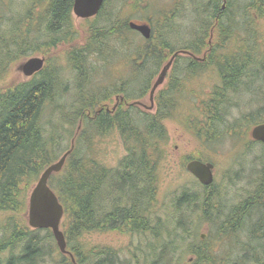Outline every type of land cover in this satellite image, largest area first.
I'll return each mask as SVG.
<instances>
[{
  "label": "trees",
  "instance_id": "trees-1",
  "mask_svg": "<svg viewBox=\"0 0 264 264\" xmlns=\"http://www.w3.org/2000/svg\"><path fill=\"white\" fill-rule=\"evenodd\" d=\"M36 1L33 9L30 8L23 15L20 24L16 22L13 28L7 30V34L0 36V50L4 52L8 48H15L16 43L3 40L13 41L26 22L31 25L27 29L30 34L24 36L32 40L31 43H41H35L27 51L56 50L59 45L75 39L78 34L73 14L75 0ZM116 1L123 3L126 0H106L98 15V18L104 16V23H89L85 30V35L88 30L86 44L66 54L77 76L75 87H71L64 68L52 59L30 80L0 92V214H17L14 218L17 219L16 223L9 222L5 232L4 222L0 223V233L3 234L0 236V264H42L45 249L48 246L53 248L50 241L57 245L50 229L33 230L29 235L25 233V223L18 218L19 214L26 216L28 209V199L22 196L21 184L27 183L25 188L23 186V191L27 192L28 187L34 186L42 173L68 151L71 153L63 169L53 174L49 181L64 207L61 229L69 251V255H62L58 264H120L114 248L90 244L85 240L88 235L108 230L150 232L156 241L165 230L168 243H161V257L167 264L172 261L171 256L176 250L174 246L179 239L196 237L199 245L191 252L194 255L191 264H223V259L216 260L217 257L207 247V240L201 243L191 227L193 224L196 227L191 219L195 213L202 215L198 222L213 221L215 216L223 213L222 186H203L196 180V188L190 186L183 189L170 208L166 209L165 224L160 223L159 218L152 217L159 187L160 145L168 138L165 122L171 118L203 143L216 141L219 126L227 124L223 113L228 112L225 110L228 93L238 91V87L245 84L244 79L251 80V83L263 80L264 32L259 31L258 19L264 16V0H173L170 10L163 13L158 11L156 22L148 19L149 23L157 24L159 28V32L155 29L150 40L130 28V22L122 18L125 12L117 15L106 11ZM145 1L149 4V0ZM3 2L0 0V13ZM141 3L147 4L144 1ZM186 12L193 15L198 29L182 37V20ZM245 30L247 36L241 37ZM128 31L142 37L143 41L127 40L124 34ZM41 32L47 35L45 39L40 38ZM256 39L263 41L257 43L254 41ZM239 40L244 41L241 44ZM111 41H114L116 48L111 46ZM180 50L191 51L198 57L206 53L207 57L204 62H199L179 56L171 71L168 89L159 91L154 98L155 112L143 110L137 104L140 100L130 98H143L148 93L151 95L155 75ZM16 52L25 56L26 50L19 47ZM242 52L246 56L241 55ZM118 53L126 56L128 67L129 62L134 63L132 74L119 77V84L114 80L108 82L110 87L103 86L104 92L98 98L94 91L86 88L91 84L90 76L102 70ZM228 53L234 55L228 57L225 55ZM251 53L258 56L257 60L252 59ZM14 55L4 53L1 56L0 79H3ZM108 56L110 58L107 59ZM92 58H96L97 63H103V66L95 68L90 62ZM150 66L159 69L153 76L149 73L145 87L127 93L133 83L136 87L139 85L140 73ZM256 69L258 73L254 72ZM210 72L216 74L221 85L211 88L210 97L201 101L206 104L196 109L197 102L193 98H183L186 85L191 81L197 82ZM191 89L188 88L190 91L187 93L194 95ZM261 90L263 107L258 111L259 117H249L247 130L264 124V84ZM69 95H72V106L59 102L61 97ZM120 95L124 96V102L120 101L114 111L106 110L108 104L104 102ZM114 133L122 136L127 148L118 170L109 168L102 161L100 149L101 138ZM108 189L111 193L107 194ZM114 193L115 199L111 197ZM100 201H103V207L99 206ZM106 202L110 203V208L105 207ZM229 214L223 228H220L222 232H247L250 241L256 244L250 249L254 244L249 243L248 250L244 251V247L240 259L231 264H264V169L254 184L253 193L241 200L238 206H233ZM251 214L256 218L255 223L247 224ZM19 222L23 226L21 229ZM41 232L47 235L42 236ZM21 246L22 252L16 253ZM259 248L261 256L255 252ZM159 256H156L157 260Z\"/></svg>",
  "mask_w": 264,
  "mask_h": 264
},
{
  "label": "rangeland",
  "instance_id": "rangeland-1",
  "mask_svg": "<svg viewBox=\"0 0 264 264\" xmlns=\"http://www.w3.org/2000/svg\"><path fill=\"white\" fill-rule=\"evenodd\" d=\"M2 13H0V36L7 34L9 28H13L15 23H19L24 14L28 10L33 9L32 7L36 4V0H4ZM141 1L145 0H126L123 3L116 1L113 2L106 11L113 12L118 15L119 12H125L122 14V18L128 20L129 22L136 23H149L148 19L155 21V17L158 18V14L163 13L172 8L173 0H149V4L143 5ZM187 6V11H188ZM159 11V12H158ZM37 12V11H36ZM128 12V13H126ZM94 18L85 20L80 19L74 16V24L77 28L78 34L75 36V39L64 45H59L55 49H50L47 52H33L32 50L27 51L28 48H33L36 44H41L39 41L27 40L24 34L28 33L27 29L31 26L29 22H26L25 25H22V29L19 31L18 37L14 36V40H3L4 42L15 44V48L11 47L4 52L0 50V59L1 56L5 53L8 55H14L12 63L8 65L6 72L4 73L3 79H0V92L7 91L15 85L30 80L28 77H25L20 71L19 67L30 57H43L46 60V65L48 61L55 59L54 62H57V65L60 64L64 68V71L67 74V77L70 80L71 87H75V78H77L75 71L72 69L68 59L67 52L71 49H77L86 44L88 40V30L87 35H85V30L88 27L89 23L99 24L104 23V16L101 15ZM115 20V19H114ZM124 20V21H125ZM194 17L190 12L185 13V17L182 20L183 29L181 31V36L184 37L188 35L189 31H195L198 29V23L194 21ZM20 24V23H19ZM150 24H152L150 22ZM246 28L249 26L246 23H243ZM155 29L159 28L158 25L153 24ZM35 26V21L32 23V28ZM258 28L261 33L264 32V16L258 19ZM30 34V33H28ZM40 38L45 39L46 34L44 32L39 33ZM247 32L246 30L242 32L241 37H243ZM244 36V37H246ZM32 37V33H31ZM127 40H142L143 38L131 33L130 31L124 34ZM119 38V37H118ZM117 38V40H118ZM176 41V40H174ZM180 41V40H177ZM182 41V40H181ZM184 41V40H183ZM189 41V40H185ZM241 41V44L244 40ZM257 43H261L263 40H254ZM111 46L116 48L114 41L109 42ZM19 47H24L26 50L24 54H17L16 52ZM134 47H132L133 49ZM127 53V52H126ZM232 54V53H230ZM234 54V53H233ZM16 58V59H15ZM110 56L107 57V59ZM96 58L91 59V63L95 68H100L103 66V63H97ZM127 58L123 53H118L117 57L110 59V62L105 65V67L100 71H97V74L90 76L91 84L86 87L88 90L94 91L98 98L101 97V92H104L103 86H109L108 82L115 81L117 84L120 83L119 77H126L132 74V69L134 63L129 62V67L127 66ZM90 64V63H89ZM52 65V64H51ZM151 67V66H150ZM143 70L139 75V85L136 87L133 83V87L127 92L132 93L133 91L137 92V88H144L148 81L149 73L153 76L159 68H150ZM163 66L161 67V69ZM256 68V67H255ZM159 70L158 74L160 73ZM254 69V68H253ZM149 71V72H148ZM105 73V74H104ZM155 75L154 80L157 75ZM209 75H204L203 78L199 79L197 82L191 81L188 82V88H192L194 95L188 94L183 98L189 100H195L196 109H200L202 104H206L209 92L213 85L218 82L216 74L214 72L207 73ZM264 75V73H263ZM64 78V76H63ZM153 80V83L155 82ZM263 80H260L258 83L251 80L244 79L238 91L235 93H228L226 111L223 113L226 125H220L217 134L218 138L214 142H202L198 137L193 135V133L183 128L178 121H175L173 118L166 120L165 124L167 127V140L162 142L160 147L162 154L160 156V172H159V187L157 188V203L155 209H153V218H159L160 223L165 224L166 221V209H169L172 205V202L176 196L186 187H197L196 178L187 171L186 166L189 162L194 159L201 158L205 162L213 163L214 168V177L215 181L213 185L222 186L221 194L223 197L224 209L222 214L215 216L213 221L210 222H198L201 219V214H196L191 217L193 222H195L196 227L191 225L193 228L192 232L200 237L201 243L202 240H207V247L210 248L212 253L217 257L223 259V264H231L240 259L242 256V251H247V246H250L249 243L254 244V241H250L249 236L245 233L240 232H228L224 233L220 229L224 222L230 217V211L233 206H238L241 203V200L253 193L254 184L258 181L261 171L264 169V146L256 142L252 138L253 127L250 130H247L249 123V117H259L258 111L263 107V96L261 88L264 84ZM153 83L151 85H153ZM116 84V85H117ZM115 86V85H114ZM192 86V87H191ZM249 86L252 88L250 89ZM100 88V89H99ZM120 88L122 86L120 85ZM186 88V87H185ZM161 89V87H160ZM159 89V90H160ZM126 95V94H123ZM123 95H120L124 97ZM191 95V96H190ZM197 95V96H196ZM116 100V96H113L110 100L104 102L107 103L110 109L121 101V98ZM197 97V98H196ZM131 100H140L143 104L149 106L150 112H155L156 104L150 109L152 103L150 101V94H145L143 98H136L135 96L130 98ZM72 95H69L66 98H62L59 102H66L72 106ZM130 101V100H129ZM127 101V102H129ZM106 107V106H105ZM54 117L55 113L51 110ZM194 111V110H193ZM200 112V111H199ZM49 115V113H48ZM47 115V116H48ZM51 118V116L49 117ZM46 118V119H49ZM258 120V119H257ZM223 131H226V134H223ZM231 131V132H230ZM237 134V135H236ZM102 142L100 144V149L102 152V161L109 167L115 170L121 168V161L127 154V148L123 141V138L120 134L114 133L107 137L101 138ZM209 160H207V159ZM207 160V161H206ZM27 186V183L21 184L22 187V196L29 200L30 192H32L31 185L29 190L24 192V188ZM32 187V188H31ZM31 188V189H30ZM111 193L108 189L107 194ZM116 193L112 194L111 197L115 199ZM99 206L103 207V201L99 202ZM105 207L110 208V203L106 202ZM17 214L12 212H4L0 214V223H3L4 232L8 227V223L15 224L17 219H14ZM170 217L171 214L168 213ZM19 219H22L25 223V232L29 235L33 232L34 229L29 227L28 216L24 214H19ZM255 219L253 214L247 219V224H254ZM6 220H8L6 222ZM27 225V227H26ZM20 229L23 228L21 222L18 223ZM223 228V227H222ZM9 232V231H8ZM42 236H46L45 232H41ZM166 232H161L158 241L154 237H151L150 232L148 233H132V232H123L121 230H116L114 232L105 231L100 232L99 234L93 233L92 235L86 236L85 240L90 244H100L102 247H111L117 251V254L120 258V264H167L164 258L162 259V244L168 243V240L165 238ZM177 235H183L178 234ZM223 236V237H220ZM51 246H48L45 249V257L42 264H58L62 260V255H64L58 245H54L50 241ZM199 245L198 238L194 237L189 240L179 239L175 252L172 254V261L170 264H191L194 260V255L191 252L195 251ZM256 244L252 245L250 249L254 248ZM22 247H18L16 253L20 254L22 252ZM245 247V248H244ZM244 248V249H243ZM227 250V253L225 252ZM254 250V249H253ZM243 251V253H244ZM260 248L257 253H260ZM164 252V250H163ZM9 253H7L8 255ZM66 255V254H65ZM159 256L157 260L156 256ZM225 259H224V258Z\"/></svg>",
  "mask_w": 264,
  "mask_h": 264
},
{
  "label": "water",
  "instance_id": "water-1",
  "mask_svg": "<svg viewBox=\"0 0 264 264\" xmlns=\"http://www.w3.org/2000/svg\"><path fill=\"white\" fill-rule=\"evenodd\" d=\"M106 0H75L74 14L81 19H89L98 15L103 8ZM130 27L139 31L145 38L151 37V28L148 24L138 25L131 23ZM177 54L163 68L160 76L155 82L151 92V102L158 88L164 84L167 74L172 67ZM45 59L40 57L30 58L25 62L20 70L25 76L31 77L41 71L44 67ZM252 137L256 141L264 144V124L255 127ZM71 151L64 154L56 163L49 166L41 175L36 186L33 188L29 199L28 220L30 227L34 229H52L57 244L62 253L68 254L65 235L61 230V222L64 216V207L60 203L57 195L49 186V180L54 173L60 172ZM215 166L212 163H205L193 160L188 163L187 170L193 174L203 185L210 186L214 181Z\"/></svg>",
  "mask_w": 264,
  "mask_h": 264
},
{
  "label": "flooded vegetation",
  "instance_id": "flooded-vegetation-1",
  "mask_svg": "<svg viewBox=\"0 0 264 264\" xmlns=\"http://www.w3.org/2000/svg\"><path fill=\"white\" fill-rule=\"evenodd\" d=\"M150 27H151V33H152V35H154V33H155V27H154V25L153 24H150ZM140 34V33H139ZM151 35V36H152ZM153 37V36H152ZM151 37V38H152ZM150 38V39H151ZM149 39V40H150ZM178 53V55L176 56V58H175V60L173 61V65H172V67H171V69L169 70V72H168V74H167V77H166V80H165V82H164V84L163 85H161L160 87H161V89H160V87L158 88V90L159 91H165V90H167L168 89V87H169V82H170V76H171V71H172V69H173V66H174V64H175V62H176V60H177V58L179 57V56H184V57H189V58H192V59H196V60H198L199 62H204L205 61V59H206V57H207V54L206 53H204L201 57H198V56H195L191 51H187V50H180V51H178L177 52ZM226 56H231V55H234V54H230V53H228V54H225ZM236 55H238V54H236ZM241 55H243V56H246V54L245 53H241ZM251 57H252V59H255V60H257V58H258V56L255 54V53H251ZM170 61V60H169ZM167 63H165L164 65H163V67L166 65ZM254 72H257L258 73V69H256ZM36 74V73H35ZM35 74L34 75H32L31 77H29V79H31V78H33L34 76H35ZM221 84H219L217 81H216V84L215 85H213L212 86V89H214L215 87H217V86H220ZM210 93V92H209ZM208 97H210L209 95H208ZM118 98H120V96H116V100H117V102H118ZM121 101H122V103L124 102V97H122L121 98ZM120 102V101H119ZM119 105V103H117V105H115V107H112L111 109L114 111V110H116V108H117V106ZM105 109L106 110H111L110 109V107L107 105L106 107H105ZM3 234L2 233H0V236H2Z\"/></svg>",
  "mask_w": 264,
  "mask_h": 264
}]
</instances>
